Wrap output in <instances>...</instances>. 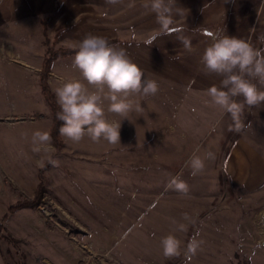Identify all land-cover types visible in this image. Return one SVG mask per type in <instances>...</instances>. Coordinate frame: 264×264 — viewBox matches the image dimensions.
<instances>
[{
    "label": "rangeland",
    "instance_id": "1",
    "mask_svg": "<svg viewBox=\"0 0 264 264\" xmlns=\"http://www.w3.org/2000/svg\"><path fill=\"white\" fill-rule=\"evenodd\" d=\"M146 3L0 0V264H264V103L245 106L244 131L229 130L231 116L207 96L223 77L206 73L201 58L212 39L199 31L209 25L264 48V0H172V31L163 34ZM88 34L126 39L112 46L159 85L154 96L133 97L143 111L126 118L105 104L107 119L121 121L115 145L51 135L43 57ZM74 56L52 61L54 95L69 79L91 87ZM37 130L52 137L47 154L32 151ZM209 151L215 159L191 175L186 161ZM175 176L187 195L168 188ZM169 234L182 242L179 257L162 254ZM193 236L203 244L186 255Z\"/></svg>",
    "mask_w": 264,
    "mask_h": 264
},
{
    "label": "clouds",
    "instance_id": "2",
    "mask_svg": "<svg viewBox=\"0 0 264 264\" xmlns=\"http://www.w3.org/2000/svg\"><path fill=\"white\" fill-rule=\"evenodd\" d=\"M117 4L120 0H107ZM156 14L161 26V33L172 31V0H150L144 5ZM208 36L212 43L204 49L202 63L206 73L223 77L220 87L207 89L210 103L218 106L232 118L229 130L241 133L246 125L242 120L245 106L253 107L264 103V48H256L249 41L235 36H218L211 32ZM181 43L191 50V42L186 37H179ZM264 44V34L258 37ZM151 44L152 40L145 41ZM73 66L79 69L87 87L78 79H69L54 89L60 111L57 119L62 121L59 134L66 142L78 144L85 137L93 143L101 141L115 145L120 143L121 121H110L107 112L127 117L132 111L142 112L143 107L136 96H154L159 85L155 80L147 79L142 69L134 63L123 49L110 45L102 36L88 34L77 46ZM255 81V82H254ZM243 97V101H237ZM27 137V133L23 134ZM51 135L46 131H34L31 134L32 151L47 154L51 149ZM198 151V150H197ZM215 159L212 152L203 157L193 154L185 166L191 169L195 176L204 171L205 161ZM57 166V161H49ZM43 166V165H42ZM168 188L187 195L188 184L179 176L172 177ZM184 219H189L185 215ZM179 231H185L186 225L180 224ZM203 244L196 236L188 242L186 255L195 256ZM162 254L166 258L179 257L182 252V242L175 235L169 234L160 240Z\"/></svg>",
    "mask_w": 264,
    "mask_h": 264
},
{
    "label": "trees",
    "instance_id": "3",
    "mask_svg": "<svg viewBox=\"0 0 264 264\" xmlns=\"http://www.w3.org/2000/svg\"><path fill=\"white\" fill-rule=\"evenodd\" d=\"M212 27L209 25H203L201 26L202 34L208 36V33H212ZM110 43V45H115L117 43L125 42L126 39L122 38H114V39H107ZM150 40V39H149ZM77 47H58L54 50H52L48 55L43 57L42 63H41V77H40V87L42 95L45 98V101L49 107L51 116H52V126H51V135L54 138V140H58L59 136V128L62 125V121L57 119V113L60 111V107L57 103V97L54 95V93L49 88V85L46 80L47 72L52 65V61L54 59L65 57L68 55H74L76 53ZM247 116H250L252 114V109H249L246 112ZM12 209V207H10Z\"/></svg>",
    "mask_w": 264,
    "mask_h": 264
}]
</instances>
